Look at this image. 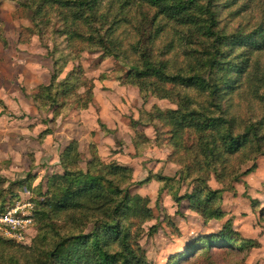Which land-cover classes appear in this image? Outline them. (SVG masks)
<instances>
[{
	"label": "trees",
	"instance_id": "1",
	"mask_svg": "<svg viewBox=\"0 0 264 264\" xmlns=\"http://www.w3.org/2000/svg\"><path fill=\"white\" fill-rule=\"evenodd\" d=\"M11 1H21L20 6L32 11L31 27H25L23 31L37 35L40 45L51 50L52 70L48 83L40 84L26 97L33 101L38 112H49L51 122L67 116L70 111L87 109L93 102L94 81L87 80L79 66H73L62 78L60 76L68 62L78 57L73 54V46L77 39L83 37L88 43L98 44L106 55L118 58L120 50L112 32L114 24L121 20L104 26L107 20L103 15H97L99 0ZM131 1L124 0L126 3ZM133 3L135 7L148 6L154 12L150 18L141 15L142 23L136 26L138 40L132 44L137 61L122 80H116L123 85L134 84L142 93L149 91L156 98L173 100L177 104V109L165 111L152 106L151 110H142L141 117L149 115L153 121L161 120L169 125L171 144L181 149H184L183 135L190 136V132L185 130L192 129L198 140V148L209 165L210 161L215 164L222 162L247 143L249 138H253L260 149L258 124L250 123L241 131L236 130L235 120L225 115L221 100L223 94L238 87L241 79L252 77L255 64L251 61V55L264 47V23L247 32H226L219 27L216 0H133ZM51 7L59 9L56 19L52 20L46 11ZM160 19H164L166 25H162ZM57 20L60 25L54 27ZM78 21L89 28L86 36L77 30L80 25H77ZM167 27L174 30L172 37L175 39L166 47L171 48L175 44L181 48L187 44L192 47L186 48L183 53L184 64L177 65L176 61L166 59L163 50L158 55L145 46L147 42L153 44L152 40L164 33ZM1 30L0 23V42L5 44ZM18 41H24L22 31ZM245 48L249 51L246 52ZM180 89L207 91L210 99L208 105L192 108L190 96ZM148 96L144 92L142 98L146 100ZM257 97L264 103V95ZM2 113L0 111V115ZM139 119L131 121L134 135L149 141L150 138L137 127ZM136 136L132 138L135 154L138 150ZM172 156L174 152L170 154ZM58 165L60 171L46 174L39 183L38 188L43 190L39 195L43 196V200L33 199L38 231L32 244L25 246L0 238V264H149L144 250L137 243V228L151 216V211L146 197L131 192L136 185L132 168L116 160L105 162L96 149L83 168L75 139L60 151ZM192 175L193 170L183 164L179 179L183 177L185 180ZM27 177L13 181L0 177V197L6 194L17 196L19 191H15L23 188L29 190ZM157 178L171 179L165 176ZM208 180L205 171L200 176L194 175L191 178L194 186L184 197L189 201L188 207L205 221L220 219L224 215L219 206L221 191L213 190ZM146 181L147 178L137 183ZM3 182H8L7 186L4 187ZM175 200L178 202L179 196ZM87 226L90 229L85 231ZM132 227H135V233ZM245 244L227 222L221 230L190 241L184 251L174 257L177 262L185 261L194 254L197 258L208 251L226 247L239 249Z\"/></svg>",
	"mask_w": 264,
	"mask_h": 264
},
{
	"label": "rangeland",
	"instance_id": "2",
	"mask_svg": "<svg viewBox=\"0 0 264 264\" xmlns=\"http://www.w3.org/2000/svg\"><path fill=\"white\" fill-rule=\"evenodd\" d=\"M2 1L1 32L4 39L8 38V41L5 39V44L1 42L2 46L6 48L9 42L13 59L26 57V61L21 62L23 65L27 62L41 66L43 73L37 81L46 83L49 79L46 70L52 65L49 57L51 50L40 45L37 35L23 31V28L31 27L32 11L20 6L21 1ZM98 3L97 15H103L107 20L104 26L121 20L120 23L114 24L112 32L120 50L119 57L106 55L98 44L88 43L84 37L77 39L73 54L78 57L68 62L60 78L73 66H79L85 78L94 81L92 104L85 110L70 111L68 117H58L55 122L50 121L49 112H31L34 110L29 101H26L28 105L19 103L20 109L14 107L6 110L4 120L0 119V177L13 181L21 179L20 175L29 176L27 180L30 182V188L15 191L19 192L14 197L12 194L0 197V206H4L7 201L15 202L25 190L29 192L27 197L33 203L34 200H43V196L39 195L43 191L38 188L39 183L46 174L60 170L58 163H54L58 150L63 141L73 137L78 142L83 168L87 160H90L92 151L96 149L99 157L105 162L116 158L120 163L131 166L134 171L132 178L136 185L131 192L146 197L147 206L151 211V216L137 228V243L144 250L149 264H264V103L257 97L259 94L264 95V47L251 55V61L255 64L252 77L241 79V83H237L238 87L228 94H223L221 100L225 115L235 120L236 130L241 131L250 123L258 124L261 147L258 149L253 138H249L247 143L235 153L226 156L222 162L215 164L210 161L209 165L198 148V140L192 129L185 130L190 132V136L183 135L184 150L171 144L169 125L161 120L153 121L149 115L144 114L141 117V111L151 110L152 106L164 111L177 109L175 101L156 98L149 91H144L149 94L144 100V92L142 93L138 86L131 83L123 85L116 80H122L126 72L135 65L137 55L133 52L132 44L138 40L136 26L142 23L141 15L150 18L154 10L148 6L135 7L133 0L129 3L124 0H99ZM216 3L219 27L226 32H247L259 23H264V0H216ZM58 10L56 7L46 10L50 13L51 20L56 19ZM159 21L166 25L164 19ZM78 22L77 25H80L77 30L86 36L89 28L81 21ZM58 24L60 25L59 21L54 27L59 26ZM21 31L24 40L22 42L17 41ZM173 33L174 30L167 27L164 33L152 40L153 44L147 42L145 46L158 55L163 50L166 59L176 61L177 65L184 64L183 53L186 48L192 47H189V44L182 48L178 44L171 48L166 47L175 39L172 37ZM48 34L46 31V35ZM49 44L52 47L51 42ZM245 50L249 51L248 48ZM6 53L2 51L1 54ZM11 67L7 66V69L10 71ZM103 76L107 78L101 79ZM180 91L190 96L192 108L199 109L209 103L207 91ZM0 100V110H4L3 99ZM139 117L140 124L137 127L150 138L149 141L134 135L131 121ZM4 130L6 132L2 134ZM134 136L138 144L136 154L132 147L134 143L131 144ZM191 143L194 144L188 149ZM35 149L41 154L37 165L45 167L44 172L36 170V159L33 157ZM173 152L174 156L171 158L170 154ZM180 162L193 170V175L185 180L183 177L179 179V171L183 166ZM213 168H216L215 171ZM202 171L209 176L208 185L213 190L221 191L219 206L224 215L220 219L203 220L188 207L189 201L184 198L194 186L191 178L194 175L200 176ZM37 176L39 179L36 182L34 179ZM160 176L171 179L159 180L157 177ZM145 178L146 182L137 183ZM7 183L3 182V186H7ZM176 196L180 198L178 202L175 200ZM35 208L34 204L33 221L28 227L27 236L20 241L1 235L0 238L30 246L38 231ZM227 222L246 242L242 248L226 247L218 251H208L197 258L194 254L185 261H175L174 256L181 254L187 243L221 230ZM88 229L90 226H87L85 231ZM132 230L135 233V227H132ZM198 252L199 250L196 254Z\"/></svg>",
	"mask_w": 264,
	"mask_h": 264
},
{
	"label": "crops",
	"instance_id": "3",
	"mask_svg": "<svg viewBox=\"0 0 264 264\" xmlns=\"http://www.w3.org/2000/svg\"><path fill=\"white\" fill-rule=\"evenodd\" d=\"M0 3H3V1L0 0ZM5 39H6V41H8L7 37ZM17 41H18V39H17ZM2 45L3 44L0 42V99H3V106H5V108H4V110H0L3 112L0 115V119L4 120L6 110L8 111L9 109H14V107L19 108L20 107L19 103H21V104L26 103L28 105V103L26 101H29L30 105H32V107H33L34 111H31V112L36 113L37 109L35 108L33 101L30 98L26 97V94H30L31 92H33L34 89L37 86H39L40 84L48 83L49 79L46 83L43 81H37L38 78L40 77V75L43 73V68L41 66H39L37 63L27 64V62H26V64L23 65L21 62L24 61L26 57L25 58L23 57L20 60L13 59L11 51H10L11 49H10L9 42H8V45L6 48H4ZM2 51H6L7 53L3 55V54H1ZM7 66H10V67L12 66L10 71L7 69ZM50 70H52V65H51V68L49 66V68L46 70V72L49 74V78H50V73H51ZM93 94H94V91H93ZM93 99H94V96H93ZM1 104L2 103H0V105ZM23 109L25 110V108H23ZM80 110H85V109H80ZM29 114H31V113H29ZM31 116H33V115H31ZM68 116L69 115H67V117ZM5 132L6 131L4 130L1 133L4 134ZM72 139L76 140V138L70 137V138H67L65 141H63L64 143H63V145L60 146L54 163H58V155H59L60 151ZM131 144H132V139H131ZM132 147L134 149L133 144H132ZM40 155L41 154H40L39 150L35 149L34 154H33V157L36 159V161L34 163L35 165H37L39 163V159L41 157ZM113 159L116 160L118 163H120L116 158H113ZM120 164L129 166L128 164H125V163H120ZM57 167H59V165ZM36 170L38 172H44L45 167H41V166L37 165ZM57 171H60V170H57ZM20 177L24 178L23 175H20ZM38 179H39V177L37 176V177H35L34 180L37 182ZM133 181H134V179H133Z\"/></svg>",
	"mask_w": 264,
	"mask_h": 264
},
{
	"label": "built area",
	"instance_id": "4",
	"mask_svg": "<svg viewBox=\"0 0 264 264\" xmlns=\"http://www.w3.org/2000/svg\"><path fill=\"white\" fill-rule=\"evenodd\" d=\"M29 192L15 202H5L0 206V235L9 239L20 241L29 234L28 227L33 221L34 203L28 199Z\"/></svg>",
	"mask_w": 264,
	"mask_h": 264
}]
</instances>
